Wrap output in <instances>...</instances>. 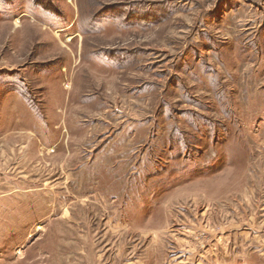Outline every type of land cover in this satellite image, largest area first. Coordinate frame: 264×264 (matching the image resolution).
Segmentation results:
<instances>
[{"label":"rangeland","instance_id":"1","mask_svg":"<svg viewBox=\"0 0 264 264\" xmlns=\"http://www.w3.org/2000/svg\"><path fill=\"white\" fill-rule=\"evenodd\" d=\"M0 264H264V0H0Z\"/></svg>","mask_w":264,"mask_h":264}]
</instances>
